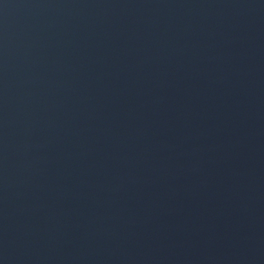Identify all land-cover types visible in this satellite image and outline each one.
<instances>
[{
  "label": "water",
  "instance_id": "1",
  "mask_svg": "<svg viewBox=\"0 0 264 264\" xmlns=\"http://www.w3.org/2000/svg\"><path fill=\"white\" fill-rule=\"evenodd\" d=\"M0 264H264V0H0Z\"/></svg>",
  "mask_w": 264,
  "mask_h": 264
}]
</instances>
